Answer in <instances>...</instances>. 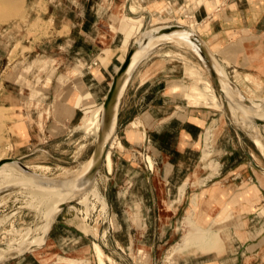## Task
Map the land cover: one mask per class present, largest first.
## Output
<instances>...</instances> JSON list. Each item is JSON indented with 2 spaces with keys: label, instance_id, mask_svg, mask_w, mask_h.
<instances>
[{
  "label": "crops",
  "instance_id": "obj_1",
  "mask_svg": "<svg viewBox=\"0 0 264 264\" xmlns=\"http://www.w3.org/2000/svg\"><path fill=\"white\" fill-rule=\"evenodd\" d=\"M46 1L45 12H51L50 19L56 24L60 21L61 30L67 27L70 33L62 37L60 47L66 53L67 65L74 57L85 63L99 61L82 74L81 81L76 78V89H82L84 97L80 94L72 99L65 122L83 110L82 101L104 100L116 66L124 61L134 41L146 28L164 24H183L195 30L216 58L220 71L240 93L251 100L264 97V0H77L75 11L69 6L70 0ZM36 12L37 18L43 17L41 11ZM197 58L200 60L194 49L180 40L161 41L141 62L123 96L116 134L122 146L118 142L116 152L134 149L131 131L134 136L139 131L157 139L156 150L151 152L156 170L142 169L146 187L134 189L130 179L121 195L127 199L124 213L130 219L125 225L130 247H147L149 243L151 261L160 264L163 256L157 253L155 258L153 248L163 255L166 245L177 242L184 218L192 215L204 228L221 224L228 234H235L242 248L226 258L188 264H264V168L260 165L264 155L243 127L224 110L212 106L214 98H220L213 93V81L201 67L202 61L197 64ZM57 94L55 89L51 91L54 101ZM102 111L103 103L81 117L93 119L96 133ZM61 114L53 117H64ZM15 127L26 135V125L17 123ZM208 133L216 136L208 154L219 151L214 159L222 169L216 175L198 170L204 167L201 163ZM122 160V155H117L116 161ZM104 191L107 203L112 204L111 213H117L120 192H112L107 186ZM252 206L255 210H250ZM70 220L58 213L48 237L35 244L46 243L44 247L4 262L5 258H0V264H67L69 258H87V247L95 252L88 261L100 264L95 245L106 246L105 237L97 242L92 231L84 230L85 223L74 225ZM244 222L256 233L253 241L239 239L238 230L248 233L244 226L239 228ZM191 230L186 235L194 233ZM68 251L75 253L68 255ZM106 261L113 264L109 254Z\"/></svg>",
  "mask_w": 264,
  "mask_h": 264
},
{
  "label": "rangeland",
  "instance_id": "obj_2",
  "mask_svg": "<svg viewBox=\"0 0 264 264\" xmlns=\"http://www.w3.org/2000/svg\"><path fill=\"white\" fill-rule=\"evenodd\" d=\"M73 2L70 0L69 6L75 11L77 0ZM46 7V0H26L20 8L19 15L0 18V156L21 158L25 164L45 172L49 177L60 178L64 171L75 172L90 159L97 139L96 126H93L94 121L90 116L86 115L83 119L81 117L87 111L96 109L104 100L101 98L94 103H89L88 100L82 101L83 110H80L71 122L64 121L69 113L72 99L80 94L81 98L84 97L82 89L80 91L76 89V78H80L81 81L82 74L90 72V68L99 61L85 63L74 57L73 63L69 60L71 64L67 65L68 60L64 58L66 53L65 51L62 53L60 47L62 37L70 34L69 30L67 27L61 30L60 21L54 23L50 19L51 12H45ZM36 10L41 11L43 17L37 18ZM196 62L202 64L198 58ZM201 67L206 71L203 64ZM208 77L211 79L210 76ZM53 89L58 91L55 101L51 96ZM216 93L218 95L217 89ZM263 99L264 97L260 101ZM212 106L224 110L220 99L214 98ZM59 113L64 117L60 115L53 117L54 114ZM231 119L240 126L248 125V121L240 113L233 115ZM17 123L26 125V135L16 130ZM133 125H138V122H133ZM258 131L264 140V127H260ZM254 132L251 130L249 135L258 145L260 153L264 155V149L252 135L255 134ZM130 136L134 137L132 139L135 142L134 149L116 152L120 141L116 138L109 157H106V164H103L98 176L90 183V187L87 190H79L78 195L73 197L75 202L59 212L70 217L74 225L85 223L82 224L84 230L92 231L97 242L105 237L106 246L99 243L95 245L100 264L107 263L108 254L113 264H156L150 259L149 243L147 247L143 245H136L135 249L130 247L129 235L125 229L126 222L130 223V219L124 213L127 199L121 195L129 187L130 179L134 181L132 187L134 189L146 185L143 180V168L150 172L156 170L151 152L156 150L154 143L157 139L152 134L145 137L139 131L136 136L131 131ZM215 140L216 136L207 134V144L201 163L204 167L198 169L202 170L201 172L206 170L212 175H216L222 169L220 163L214 159L219 151L213 150L211 155L208 154L212 150L210 145H213ZM119 145L122 146V143L119 142ZM117 155H122L121 162L116 161ZM42 165L47 167H41ZM260 165L264 168V161L261 160ZM12 186L0 190V254H6L7 250L6 258L1 262L7 261L8 256L25 253L18 244L21 243L18 241H22V237L25 241L26 239L30 241L32 237L41 239L44 234L41 225L45 223L46 213L49 212L47 210L50 209L46 202L41 201L40 197L29 189L20 185ZM92 186L96 187L98 192H92L90 189L93 188ZM105 186L112 189V192L113 190L120 192L116 203L119 211L115 214L111 213L110 201L107 203L106 200L107 204L105 203ZM251 209L255 210L253 206ZM249 216L250 220L254 217L253 214ZM247 225L248 222L240 223L239 228L244 226L248 233L242 234L238 230L237 234L239 239L249 242L253 241L256 233L247 229ZM191 229L194 234L188 242H185L184 235ZM108 235L111 239L106 240ZM91 238L89 242L93 244L94 238ZM44 239L35 242L33 246L42 243ZM238 243L235 234H228L221 224L216 222L214 228H204L195 222L192 215H188L184 218L174 245H166L163 255H160V250L157 252L156 248L153 249L156 252L155 258L157 253L158 256H163L160 264H188L190 261L226 258L242 248L238 247ZM45 244L34 250L44 247ZM78 244L80 245V242ZM87 250V258L73 260L69 258L66 259L67 264H95L94 260L88 261V256L95 253L94 250L88 247ZM72 253L75 251L67 252L68 255ZM229 264L236 263L229 262Z\"/></svg>",
  "mask_w": 264,
  "mask_h": 264
},
{
  "label": "water",
  "instance_id": "obj_3",
  "mask_svg": "<svg viewBox=\"0 0 264 264\" xmlns=\"http://www.w3.org/2000/svg\"><path fill=\"white\" fill-rule=\"evenodd\" d=\"M172 39H182L194 49L215 84L218 95L223 104L224 111L230 118L233 117L229 100L226 95L225 84H229L236 89L239 88L229 79V77L220 72V65L200 35L192 28L177 23L146 28L134 41L126 58L121 63L119 69L113 77L107 95L103 101L100 133L90 156V163L83 175L77 179L76 186L74 188L75 190H84V188L88 187L100 172L105 162L111 140L114 135L117 134L121 102L135 71L141 62L158 46L161 41ZM243 101L246 104L252 103V100L245 95L243 97ZM249 118L255 122L259 128L264 126V117L251 114ZM241 127H243L246 132L251 134V129L246 127V125L242 124ZM20 159L21 158L18 159L20 164L27 170V166ZM9 160L13 159L10 158ZM3 162L4 161H0V165ZM39 182L47 185H53L57 184L59 179H39ZM71 202H75V199L64 202L62 204V208L68 206ZM37 247L38 245H34L33 249L29 248L27 251H32ZM12 257L14 256H8L7 258L10 259Z\"/></svg>",
  "mask_w": 264,
  "mask_h": 264
},
{
  "label": "bare ground",
  "instance_id": "obj_4",
  "mask_svg": "<svg viewBox=\"0 0 264 264\" xmlns=\"http://www.w3.org/2000/svg\"><path fill=\"white\" fill-rule=\"evenodd\" d=\"M25 1L26 0H0V18H3V19L4 18H12V17L19 15L20 8L22 7V4L25 3ZM132 9H134V7ZM138 24H139V22H138ZM177 40H180L184 44L189 45L188 43H186L182 39H177ZM120 65L121 64H118L116 66V69H115L116 72L119 69ZM225 90L227 93L226 95H227V98L229 100V104H230L233 115L236 116L239 113L242 114V116L246 119V121H248V125L246 127L251 129L253 132L256 131V132H254L255 134H252V135L254 136V139L256 140V142L259 143V145H261L262 148L264 149V140L262 138V135L260 134V131H258L259 126L249 118V116L251 114H256L259 117H264V99H263V101H260L261 99L258 101L252 100L251 104H246L243 101L244 95L242 93H240L237 89L231 87L230 85L225 84ZM212 91L214 93H216V88H215L214 82L212 83ZM101 120H102V117H101ZM100 128H101V124H100ZM99 133H100V131L99 132L97 131V133H96L97 139H98ZM97 139H96V141H97ZM115 139H116V134L114 135V137L111 140L110 147L108 149L106 157H109L110 151H111L110 149L113 147V145L115 143ZM10 158H12L13 160H9ZM18 159L19 158H15V157H1L0 156V161H4L0 165V190L4 189L5 187H8V186L20 185L26 189H29L30 192L34 193L35 195H38L40 197L41 201L46 202V205L50 206V209L47 210V211H49L48 214L46 213V215H47L46 221L43 225H41V227L43 226V229H44V234L42 235L41 239H44L50 233L52 225H53L54 221L56 220V217L62 208V202L66 201V200H71V199L73 200V197H76L78 195V192H80L79 190H75L74 188L76 186L77 179L80 176H82L83 173L85 172V170L87 169V167L90 163V159L87 160L82 165V167L75 172L68 171V170L64 171L63 175L60 178H51L45 172L39 171L36 168H34L32 165L25 164L23 162L28 168L26 170L22 167V165L20 164ZM41 167H47V166L42 165ZM39 179H44V180H49V179L50 180H52V179L57 180V179H59V182L57 184L47 185V184L39 182ZM89 187L90 186H88L84 189L87 190ZM90 189L92 190V192H98L96 190V187H93ZM104 199H105V197H104ZM105 203H106V199H105ZM191 232H193V230H191ZM193 234L194 233L184 235L185 236V238H184L185 242L186 241L188 242L191 239V237L193 236ZM197 234H195V235H197ZM199 238H201V237H199ZM29 239H31V238H29ZM41 239L37 238V237H35V238L32 237V239L30 241H27L28 239H26V241H25V240H23V237H22V241H20V240L18 241L21 243H18V244H20V248H22L21 251H27L29 248L31 249L32 245L35 242L40 241ZM198 240H200V239H198ZM193 241H194V239H193ZM6 254H7V250H6ZM6 254H0V258L1 259L6 258Z\"/></svg>",
  "mask_w": 264,
  "mask_h": 264
}]
</instances>
